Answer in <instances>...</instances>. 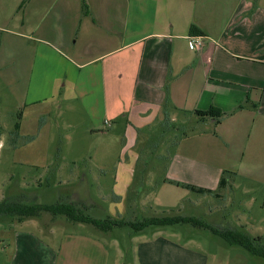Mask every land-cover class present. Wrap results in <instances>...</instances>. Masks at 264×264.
<instances>
[{
  "label": "crops",
  "instance_id": "obj_1",
  "mask_svg": "<svg viewBox=\"0 0 264 264\" xmlns=\"http://www.w3.org/2000/svg\"><path fill=\"white\" fill-rule=\"evenodd\" d=\"M83 2L85 11L80 0H59L49 7L47 22L41 15L46 7L25 6L20 19L26 31L35 24L40 30L37 36L19 35L28 40V48L37 45L24 85L32 99L26 110L34 116L48 114V107L40 108L46 100L40 94L55 96L65 103L58 114L65 113L73 133L114 142L113 149L102 150L105 158L99 164L80 167L72 159L67 195L59 204L96 208L103 213L92 217L97 221L137 224L182 217L216 230L240 232L218 215L216 201L223 197L212 187L219 183L212 165L184 159L174 168H163L151 161L149 149L141 162L140 149H147L156 136L182 132L180 141L175 138L176 155L189 159L197 150V139L210 143L216 138L240 156V164L233 163L235 178L264 184V0ZM191 27L202 34L192 35ZM192 37L201 38L199 51L189 49ZM210 107L224 114L219 124L194 114ZM26 115L24 111L18 133L28 135ZM187 142L193 149L189 154L183 152ZM118 143L125 154L116 151ZM116 155L117 164L109 163ZM163 156L168 159L161 152ZM84 182L96 183L98 192L93 195L77 186ZM181 184L213 193L190 191L209 198L186 196L173 204H152L155 189H185ZM226 188L228 183L221 190ZM51 224L61 228L42 229L48 239L16 224L9 235L6 264H209L206 252L191 247V235L178 239V229L189 226L196 234L218 237L206 228L181 223L138 232L127 225L100 229L64 216H53ZM125 229L131 232L123 236Z\"/></svg>",
  "mask_w": 264,
  "mask_h": 264
},
{
  "label": "rangeland",
  "instance_id": "obj_2",
  "mask_svg": "<svg viewBox=\"0 0 264 264\" xmlns=\"http://www.w3.org/2000/svg\"><path fill=\"white\" fill-rule=\"evenodd\" d=\"M24 1L20 9L21 0H0V202L6 200L20 205L50 206L64 202L68 187L66 182L72 175L69 173L73 167L72 159L75 160L76 166L80 167L99 164L105 158L102 150L113 149L114 142L97 135L84 138L77 130L73 133L67 127L68 119L65 113L58 114V107L64 111L65 103L55 96L40 94L41 97L43 95L46 97L45 101L40 102V108L48 107V114L34 116L30 114L31 109L26 110L32 99L25 93L24 85L29 77L30 62L32 55L36 53L37 45L35 48H28V40L20 38L19 35L27 33L26 35L37 36L40 30L39 24L31 26L30 31L23 29L20 26L22 12L25 6L29 10L32 7H46L41 15L47 22L50 16L49 7L58 4L59 0ZM81 1L83 4V0ZM33 31L35 34H32ZM24 111L27 113L24 126L31 134L17 132V135L15 125H20ZM42 127H45V130L38 135ZM182 135V132L175 131L169 132L165 137L156 136L147 149L143 147L140 149L143 154L141 162L146 158L148 149L151 161L158 166L162 165L163 168L166 165L174 168L173 166L184 159L189 164H192L191 160L206 164L208 162L215 168V181L219 182L223 176L230 186L225 190H219L218 185H211L223 197L216 201L218 215L225 219L228 227L236 225L237 229L250 239L261 237L260 245L264 247V184L249 183L240 177L235 178L232 172L233 163L240 164V156L237 151L230 150L231 147L227 149V146L216 138L210 143L197 139V150L195 149L196 152L191 155L192 158L178 157L174 143L175 138L178 137L180 141ZM188 142L183 148L185 154L193 152ZM122 146L118 143L116 151L125 154V148ZM161 152H164V155L168 154V159L164 156L159 157ZM117 160L116 155L109 163L117 164ZM199 180L205 181L204 178ZM77 186L86 187L93 195L98 192V185L93 182H84ZM163 188L161 191L155 189L151 196L152 204H173L175 200L186 196L209 198L176 187ZM104 191L106 194L109 192ZM78 211L90 218L103 216L96 208ZM142 212L143 215H148V211ZM37 217L39 218L21 222L25 224L23 228L40 235L43 239L48 238L42 229L61 228L58 224H51L53 215L42 212ZM33 221H36L35 225ZM16 224L20 223L5 216L0 217V264L7 263L9 235L17 229ZM240 224L245 225L242 228L244 230L239 228ZM20 228L22 227L18 229ZM184 228L178 229V239L185 241L191 235L193 240L191 247L206 252L209 264H264V258L253 256L237 245L228 247L219 237L204 231H197L196 234L189 226ZM129 232L130 229H125L121 235ZM122 240L125 243L126 239Z\"/></svg>",
  "mask_w": 264,
  "mask_h": 264
},
{
  "label": "trees",
  "instance_id": "obj_3",
  "mask_svg": "<svg viewBox=\"0 0 264 264\" xmlns=\"http://www.w3.org/2000/svg\"><path fill=\"white\" fill-rule=\"evenodd\" d=\"M83 10H86V5L83 2ZM192 35H201L202 32L195 27H191L190 30ZM247 102L244 105H241L237 108V110H241L246 106ZM195 115L200 118H210L215 121L216 124H219L222 120L224 114L214 107H210L206 111H195ZM19 125H15V132L18 135ZM225 175V174H224ZM227 175V174H226ZM172 183V182H171ZM175 185H179L175 183ZM181 187L195 192L199 194H212L213 192L206 189L197 188L190 185L181 184ZM227 186L226 179L222 176L218 183V189H224ZM48 213L53 216H64L67 219L77 222V223H84L90 224L100 229H107L109 226H129L135 231H141L142 229L149 227V226H170L175 224H192L194 226L206 228L211 231L214 235L220 237L225 242L230 245H237L243 249H245L248 253L253 256L264 258V247L260 245L262 242L261 237H257L255 239H250L249 237L245 236L241 232H230V231H219L213 228L206 226L205 224L198 222L192 218H182V217H163V218H152L147 219L137 224H127V223H120L117 221L112 220H104V221H97L88 216L83 215L81 212L76 210L72 205L66 204H55V205H20V204H13L8 201L0 202V217H8L12 221H16L17 223H21L28 219L36 218L40 213Z\"/></svg>",
  "mask_w": 264,
  "mask_h": 264
},
{
  "label": "built area",
  "instance_id": "obj_4",
  "mask_svg": "<svg viewBox=\"0 0 264 264\" xmlns=\"http://www.w3.org/2000/svg\"><path fill=\"white\" fill-rule=\"evenodd\" d=\"M203 46L202 40L200 37H192L189 40V49L192 51H199Z\"/></svg>",
  "mask_w": 264,
  "mask_h": 264
}]
</instances>
